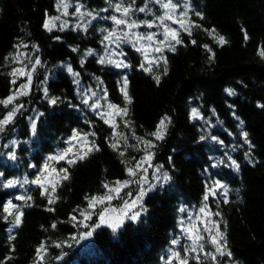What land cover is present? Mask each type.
Returning <instances> with one entry per match:
<instances>
[{
    "label": "trees",
    "instance_id": "trees-1",
    "mask_svg": "<svg viewBox=\"0 0 264 264\" xmlns=\"http://www.w3.org/2000/svg\"><path fill=\"white\" fill-rule=\"evenodd\" d=\"M190 1L202 14L203 18L194 17L199 27H193L191 35L183 34V43L176 45L175 51L165 52L166 65L161 63L152 72H144L133 54L124 70L99 63L97 55L86 56L89 49H100L101 39L94 25L84 30H45V14L55 16L58 0H0V100L10 96L16 85L9 73L14 69L11 53L17 43L35 49L40 65L45 67L42 71L39 67L40 80L43 72L49 71L45 80L48 97L60 98L56 105H50L34 84L30 94L18 100L22 108L5 133L15 129L17 138L26 145L17 150L19 166L0 162V182L15 178L19 169L33 179L47 157L66 148L74 129L95 133L88 139L100 148L74 165L62 162L56 168L67 169L69 178L61 180L52 193L54 204H48L38 187L27 188L23 195L32 197L27 202L32 206L21 208L24 216L20 227L12 228L0 212L3 264H33L41 243L46 247L44 264H163L171 241L178 235L180 209L200 207L206 185L213 179L228 189L227 197L217 193L208 201L209 210L220 213L213 215V220L232 254L221 257L219 263L264 264V56L259 54L264 50V0ZM211 29L227 43L219 45L208 35ZM66 66L83 84L101 86L109 102L120 107L125 106L121 86L127 78L132 103L127 105L124 120L130 121V126L125 127L119 116L116 124L129 147L123 140L118 141L116 151L110 147L113 129L81 102ZM164 67L166 75L162 74ZM155 76H160L159 83ZM193 108L202 119L191 116ZM32 110L43 115L38 117L34 137L30 138L27 117ZM6 111L0 104V118ZM164 116L170 123L164 139L156 140L149 134ZM207 120L213 125L207 126ZM243 132L248 133L254 147L245 143ZM134 136L153 142V161L167 171L170 182L145 199L146 215L137 223H127L116 233L97 229L92 251L79 253L71 242L77 233L70 219L86 206V197L104 194L105 183L125 180L127 167L140 157L141 144ZM228 157L237 161L238 169L225 166L230 164ZM215 164L219 166L213 167ZM29 165L35 167L29 171ZM17 195V190L0 188V205L8 200L23 205L24 201L15 199ZM48 207L54 210L47 211ZM53 259L57 261L53 263Z\"/></svg>",
    "mask_w": 264,
    "mask_h": 264
},
{
    "label": "snow or ice",
    "instance_id": "snow-or-ice-1",
    "mask_svg": "<svg viewBox=\"0 0 264 264\" xmlns=\"http://www.w3.org/2000/svg\"><path fill=\"white\" fill-rule=\"evenodd\" d=\"M154 3L158 4L163 12L160 15L154 16L153 19H145V20H137L133 19L134 12L146 13L150 12L151 9L147 8V3L144 7L135 8V0H131L130 3H125L124 0H119V2L111 5L112 10L118 15H111L109 17H105V19L111 20L114 27L111 30L101 29L102 32H106L107 34L103 36L101 41L102 44L105 45V51L107 52V57L101 56L99 59V63H109L113 64L117 68H128L129 64L125 63L122 60H114L112 59L113 55L124 56L125 53L123 50L116 52L113 49H109L108 45H115L116 49H119L121 44L128 43L131 44L137 52H140L144 56V62H142L139 67L144 72H152L153 67H159L162 63L163 65L167 64V60L163 57L162 53L165 49L168 51H175V46L183 43L180 38V32H187L188 35H191V29L193 27H199L198 24H195L192 20L188 18V14L192 11L188 0H184L183 4L175 3L174 0H154ZM84 7L82 4H77L75 7V11L72 15H79L81 19L85 15H92L90 12H81V9ZM69 4L67 0H58L57 2V10L63 9L61 15L68 16ZM178 9H182L177 12ZM108 9H102V11H107ZM46 19L43 23V28L49 32L53 31L57 27L56 21H60L59 30L63 31L68 27L67 21H62L61 16H48L46 13ZM194 15L202 17V14L199 12H195ZM95 18V17H93ZM166 21H170L172 24H178L179 30L173 27H170ZM159 25L162 29L160 33L163 36V39H157L156 32H137L136 29L141 27H145L147 29H153ZM123 26V27H121ZM208 35L212 36L219 45H224L227 43L225 37L216 34L215 29L207 30ZM247 38V37H246ZM55 39H60V37H55ZM142 41L144 43H142ZM193 44L196 43L195 40L191 41ZM25 47L27 45H24ZM205 49L211 51L207 45H204ZM76 49H73L75 51ZM87 55L94 54V50L89 49L86 53ZM261 56H264V50H261L259 53ZM23 55V54H20ZM212 57H209L211 59ZM7 59V58H6ZM14 62L19 63V56L13 57ZM83 64V60L81 61ZM40 64V60L36 59L35 64H33L32 68L35 69L36 65ZM69 72H72L71 67L68 68ZM13 77H23L26 76L28 82L30 83L32 80V71H25L24 68H14L9 73ZM163 75L167 74V68L164 67ZM74 75H78L74 73ZM154 79L157 83L160 82V76H155ZM15 83V80L12 81ZM29 83H25L20 85V90H18V95H26L27 92L24 89L29 87ZM127 78H124L121 86V92L123 94V98L125 101V106L120 107L114 103H107V110L100 112V118L104 120L105 124H108L113 129L112 140L113 142L110 144V147L116 151L118 149V141L123 140L125 147H129L127 143V137L123 135L122 132L117 131L116 117L119 116L121 120H124V117L128 115V107L132 103L131 97L127 92ZM88 91L91 92V89ZM229 94H234L232 90L226 89ZM13 94L8 96L4 100H0V104H3L6 108L8 105L12 104L16 99V95ZM92 96H96L95 92H91ZM45 97L48 99L50 105H56L59 101V97H51L49 98L47 95V91L45 90ZM107 97V93H104V97ZM84 105L91 107L93 109H99L101 107L99 100L95 103L89 104V98L86 97L81 101ZM18 108L16 106L12 107L2 119H0V132L4 131V126L8 125L12 122L13 117L15 116ZM39 115H43L40 113ZM191 116L193 118H197L200 116V113L197 109L193 108L191 112ZM168 123H170V118L164 116L160 119L156 126V130L149 135L155 137L156 140L164 139L165 133L167 131ZM243 124V121L240 122ZM124 126L129 127L130 121L124 120ZM31 129L33 133L36 130V122L35 120L31 123ZM90 135H95V133H81L78 130H73L72 136L68 143L70 146L64 150H62L58 155H51L46 158L44 164H42L39 168V171L34 179L31 181L25 177L22 181L19 179H9L6 182H0V188L3 189H11L15 188L17 185L23 187L25 184H33L36 185L41 190V195L46 196L48 204L52 205L55 203L56 197L52 195L59 187L61 180H67L68 170L61 168L57 170L53 166V162L65 161L68 165H74L78 160L86 159L92 152L100 151V148L96 145L94 140L90 141L88 137ZM242 136L245 139V143L249 144V147H254L251 145L250 141H248V133L243 132ZM137 140L138 144L142 143L144 145V155L136 160L133 166L127 167V173L129 177H136L138 173H140L139 179L133 180V183H137L141 185L138 194L134 199L123 200V206L120 208H104L102 211L98 213L99 223H96L94 227L99 228L101 225H106L108 228L112 230L113 233L116 232L117 229L121 228L125 221L137 222L141 217L142 212H146L147 209L143 206V200L145 195L151 188L156 187V185H149L148 188L143 187V185L149 184L148 178L143 175L148 171V168L153 167L150 163L152 159L153 153L150 149L154 148L155 145L150 140H146L142 137L134 136ZM203 140L204 137H201ZM213 140H217V137H212ZM72 141L77 142L80 147H77L76 144H72ZM13 144L16 142L13 141ZM8 145H5L7 147ZM131 147H136L132 145ZM119 155L121 157L124 156V152L120 151ZM248 154L246 153V156ZM11 159H16L15 153H9ZM230 164H226V167H232L234 169L239 168V164L235 159L229 157ZM125 163V161H121ZM223 164L224 161L221 160L219 162ZM217 165H213L215 167ZM29 167H35V165H29ZM159 172V169H156ZM0 176H3V173L0 172ZM153 178L157 181L167 182L170 177L168 173L164 172L161 175L157 176L155 172L153 173ZM129 181H117L116 186L112 187L109 184L105 183L103 187L108 189V192L104 196H93L86 197L88 201V209H92L97 205H103L105 201H112L113 199H123L120 196L121 188H126L128 186ZM223 190V195L227 197L228 189L227 187L219 180H212L209 185H206L205 193L203 195L201 206L199 207L198 212L195 214L193 218L192 214H189L188 220L189 223L186 225L181 222L182 232L185 238L190 242L183 248V254L180 251L170 249V256L166 261V264H189V258L191 255V259L196 261V264H202L200 256L203 255L204 260H211L212 264H219L218 257H231V252L227 250L226 238L224 233L218 227L217 222L211 219V216H219V212H211L209 210V197H215L219 190ZM16 200L24 201L23 205H17L13 203L12 200H8L0 205V212L4 213L3 219L9 221L13 228H18L23 222L24 212L21 210L22 207H31V204L27 202L32 199L31 196L26 195H18L15 197ZM225 203H228V200H224ZM54 209L51 207L47 208V211H53ZM180 211L184 212L186 209L181 208ZM80 215L84 218V220H91L93 213L91 211H81ZM72 220L75 221L76 217L73 216ZM80 223H83L81 221ZM51 227L55 228L56 225L53 224ZM207 234V236L205 235ZM87 236H91L92 232L89 231L86 233ZM14 239V237H11ZM172 245L175 246L180 243L179 238L173 239L171 241ZM211 245L214 251H206L205 245ZM59 246V245H57ZM46 254V247L43 243H41L36 249V258L37 264H43L44 256ZM0 264H3L0 261Z\"/></svg>",
    "mask_w": 264,
    "mask_h": 264
},
{
    "label": "rangeland",
    "instance_id": "rangeland-1",
    "mask_svg": "<svg viewBox=\"0 0 264 264\" xmlns=\"http://www.w3.org/2000/svg\"><path fill=\"white\" fill-rule=\"evenodd\" d=\"M117 2H119V0H67V3L69 4V8H68L69 15L68 16H63V15H61L63 9H61L59 11L56 9L55 16H61V20L62 21H67L69 28L71 27V28H78V29L84 30V29H86V28L88 29V27H91V26L94 25L95 32L98 34L99 38L102 41L103 36L106 35L107 33L106 32H102L101 29L111 30L114 27V25L112 24L111 20L105 19V17H109L111 15H118V13H115L112 10V7H111V5H114ZM124 2L125 3H130L131 0H124ZM174 2L183 4L184 0H174ZM78 3L84 5V7L81 9V12H90L92 15H85L83 17V19H81L79 15H72V13L75 11V7H76V5ZM146 3H147V8L151 9V11L150 12L146 11V13L134 12L133 19H137V20L153 19L154 16L160 15L163 12V9H161L158 4L154 3V0H135L134 7L135 8L144 7ZM188 3L190 4L191 9H192V11H190L189 14H188V18L194 22V17H196V15H194V13L198 12V6L196 4H194V3H192L190 0H188ZM102 9H108V10L107 11H102ZM180 10H182V9H178L177 12H179ZM93 17H95V18H93ZM165 23H167L170 27H173V28H176V29L179 30V25L178 24H172L170 21H166ZM59 24H60V21H56L57 27L55 29H53V30L59 29ZM121 27H123V26H121ZM135 31H137V32H149V31L156 32L157 33V39L158 40L159 39H163V36L160 34L162 32V29L159 27V25H157L153 29H147L145 27H141L139 29H136ZM186 33L187 32L181 31L180 32V37L183 34H186ZM142 43H144V42L142 41ZM108 48L109 49H113L116 52H119V51L123 50V52L125 53L124 56L113 55L112 59H114V60H122L125 63L129 64V59H130L129 56H130V54H133L134 56H136L137 60L139 61L138 62L139 65L142 62H144V56L140 52H137L135 50V48L131 44H128V43L121 44L119 49H116L115 45H108ZM34 51H35V49H33V48L27 49L24 46V44L17 43V44L14 45V48H13L12 53H11V60H12V62L14 64V68H24L25 71H32V80H31L30 83L28 82L26 76L18 77V78L15 77L13 79V80H15V84L16 85L13 88V91H12V93L10 95L17 94L18 90H20V85L25 84V83H29V87L27 89H24V91H26L27 94L26 95H18L17 94L16 95V99L13 101V103L8 105V107H7L6 113L9 110H11V108L14 107V106H16L18 108V110H17L15 116L13 117V119L16 118L17 115H19V112H20V110L22 108V105L20 104V102H18V100H20V98L28 96L30 94V92L32 91V89L34 88V86H33L34 84H36L37 90L39 89L41 91L40 92L38 90L40 93H44L45 94V89H46L45 80H46V78H48L49 71H45L46 73L43 72V78H42V80H40L41 76L39 75V72L44 70L45 67L39 64V65H36L35 69L33 70L32 66H33V64H35V60L38 59V57H37V55H35ZM166 51H167V49H165L164 52L162 53L163 57H164V54H165ZM20 54H23V55H20ZM92 55H97L98 59H100L101 56L107 57V52L105 51V45L101 43L100 49L97 52L94 51V54H92ZM15 56H19V60H20L19 63L14 62L13 57H15ZM86 56H91V55H87L86 54ZM104 64L109 66L110 68H114L116 70H124V69H126V68H117L113 64H109V63H104ZM39 67L41 68V71H40ZM64 68L66 69L67 73L69 75H71V77L75 81V83L77 85V89H78V94L80 93L79 97H80L81 101L84 98H86V97L89 98V104L95 103L97 100H99V103L101 105V107L99 109H93V108L88 107V106L87 107L90 109V111L94 112L98 117H100L99 113L103 112V111H106L107 110V103H109V100L107 99V97L103 98V99L101 98V97H104V93H105L104 89L101 86H99L98 84H95V85L83 84L80 81V79L78 78L77 75H74L73 72H69L68 71L69 66H66ZM39 81H40V83H39ZM89 89H91V92H95L97 95L96 96H92L91 92L88 91ZM39 114L40 113H35V110H32L31 113L27 117V120L29 121V125H30V133H31L30 138H33L34 134H35V133H33L32 129H31V123H32L33 120H35V122L37 121L38 117L40 116ZM2 118L3 117H1L0 119H2ZM194 119L200 120L202 118L199 116V117L194 118ZM9 124H11V123H9ZM206 125L207 126H212L213 125V121L207 120ZM6 126H4V131L0 132V162L8 163L9 166H13V165L14 166H19L20 163H19V161H17V160H19L18 155H17V150L19 149V147L25 146L26 143L21 142L17 138V135L15 133V131H16L15 129H12L10 131H8V129H7V132H9V133H5L6 132ZM13 141H15L16 143L13 144L12 143ZM68 141L66 143L67 144L66 148H68L70 146ZM72 144H76L77 147H80V145L77 142H75V141H72ZM140 144L141 145H140L139 149L141 150V152H138V155H140L139 159L145 154L144 151H143L144 145L142 143H140ZM5 145H8V146L5 147ZM152 150H153V148L150 149V151L154 155V151H152ZM60 152H58L56 154H53V155H58ZM232 152L233 151L231 150V153ZM9 153H15L16 159H14V160L11 159L10 156H9ZM153 155H152V159L150 161V163L153 165V167L148 168V171L146 173H143V175L148 178L149 184L143 185V187L148 188L149 185H156V187L151 188V190L148 191L147 194L145 195L144 200H143V206L144 207H145L144 201L150 194H152L156 189L161 188V187H163L165 185H168L169 182H170L169 180L167 182H163L162 180L161 181H157L156 179L153 178V173L154 172H155V174L157 176L161 175L164 172L167 173V171H165L159 164L154 163ZM227 155L229 156L230 154L227 153ZM139 159H137V160H139ZM228 159H229V157H228ZM62 162H65V161L53 162V166L55 168H57ZM135 162L136 161L132 162V166L135 164ZM215 165H217V164H215ZM217 166H219V165H217ZM157 168L159 169V172L156 171ZM29 169H30L29 171H31L32 167H29ZM20 170L21 169L18 170V173H17L16 177L13 178V179H19V180L22 181L25 177H27L29 181L32 180L29 177V175L26 173V171H23L22 173H20ZM38 171H36L34 173V178L36 177ZM139 176H140V173H138L136 177H129V175L127 173L126 178L123 181H129L128 186L126 188H121V191H120V196L123 197V199H113L110 202L109 201H105L103 205H97V206L93 207L92 209H88V203H87L86 206L83 209H79V210L76 211V213L74 215L76 217L75 221L72 220L73 216L71 217L70 220L76 226V233H77V236L72 238L71 242H72L74 248L77 249V251L79 253L87 254V253H90L92 251V249H93V247H92V239H93V237L92 236H93V232L96 231L97 229H99V228H107V229H109L112 232V230L110 228H108L106 225H101V227H99V228L94 227V225L96 223H99L98 213L100 211H102L104 208H108V207L120 208V207H122L124 199H128V200L134 199L135 196L138 194L141 185H139L137 183H133L132 181L136 180V179H139ZM213 180H216V179H213ZM30 186L37 187L36 185H33V184L29 183V184H25L23 187H20L19 185H17L15 188L6 189V190H17V194L18 195H23L26 192V189L29 188ZM110 186L115 187L116 183L113 184V185H110ZM107 192H108V189L105 188L104 194H102L100 196L101 197L104 196ZM218 193L223 194V190L222 189L219 190ZM18 202L20 203V202H23V201H19L18 200ZM184 209H186V211H184V212L180 211V215L181 216H180L179 224H178V235L175 238V239L179 238L180 243L175 245V246L172 245V247L170 248V249H173V250L180 251L181 254H183L184 246H186L187 244L190 243L185 238V236H184V234L182 232L181 222L183 221V223L185 225L187 223H189V220H188L189 214H192V216L194 218L195 214L199 210V207H197V206L194 207L193 206L191 208H184ZM81 211H91L93 213L92 219L91 220H84V218L80 215ZM144 215H146V212H142L141 213V217L139 218V220ZM211 219L213 220V216H211ZM81 221H83V223H80ZM130 222L134 223V224L137 223V222H132V221H127L126 220L124 225H126L127 223H130ZM123 226L121 228L117 229L116 232L121 230L123 228ZM89 231L92 232L91 236H87L86 235V233L89 232ZM205 235L207 236V234H205ZM169 250L167 252L166 261L168 260V257L170 256V251ZM205 250L206 251H214V249H212L211 245H209V244L205 245ZM220 258L221 257H218L219 262L221 261ZM200 259L202 261V264H212L211 260H209V263H208V260H204L203 255L200 256ZM54 260H55V262L57 261V259H53L52 260L53 263H54ZM190 260H192V264H196V261L191 259V255H190V258H189V262H190ZM166 261L163 264H166ZM43 262H45V260ZM33 264H37V258H36V261ZM46 264H49V262H46Z\"/></svg>",
    "mask_w": 264,
    "mask_h": 264
}]
</instances>
